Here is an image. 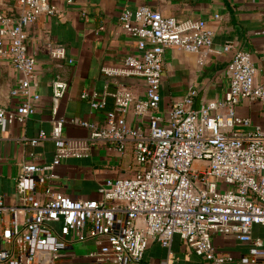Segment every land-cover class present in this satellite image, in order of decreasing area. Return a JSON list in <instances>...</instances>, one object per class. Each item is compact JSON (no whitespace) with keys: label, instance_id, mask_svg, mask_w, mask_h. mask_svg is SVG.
<instances>
[{"label":"built area","instance_id":"1","mask_svg":"<svg viewBox=\"0 0 264 264\" xmlns=\"http://www.w3.org/2000/svg\"><path fill=\"white\" fill-rule=\"evenodd\" d=\"M16 7V17L0 12V60L9 61L19 73L8 93L15 106H0V135L8 125L25 122L40 103L27 29L41 15L59 11L49 0H16ZM118 21L136 38L138 54L127 55L120 67L104 73L142 78L144 95L137 97L126 88L109 91L107 86L102 92L82 91L80 97L92 110L104 112L99 127L78 117L66 121L59 116L68 83L52 81L49 134L40 131L20 141L36 146L49 138L54 155L43 165L21 164L14 178V205H6L0 196V264H71L68 248L89 240L96 247L85 254L88 264H141L151 241L170 254L174 236L209 264L235 263L215 248V234L232 235L250 245L252 255H264V241L251 232L255 224L264 226V129L234 113L243 100L264 106V86L255 83L249 53L237 50L227 64L223 98L194 108L196 92L191 88L162 111L159 88L165 49L207 55L213 52V32L203 19L185 25L146 4L122 10ZM259 33L264 35V29ZM47 46L51 59L67 58L62 45L48 40ZM230 48L226 44L223 50ZM107 96L113 99L112 109H106ZM129 113L132 122L127 120ZM67 122L85 128L87 140H67ZM88 142L103 143L118 153L130 144L134 173L101 181L96 199L54 192L56 167L69 157H87Z\"/></svg>","mask_w":264,"mask_h":264},{"label":"crops","instance_id":"2","mask_svg":"<svg viewBox=\"0 0 264 264\" xmlns=\"http://www.w3.org/2000/svg\"><path fill=\"white\" fill-rule=\"evenodd\" d=\"M57 6L58 14L41 15L27 29L28 50L36 58L35 84L41 96L34 114L25 122H14L0 135V196L6 205L16 203L15 182L24 162L43 165L54 155L51 139L30 146L20 141L22 137H35L40 131L47 135L51 130V83L59 78L68 83V89L59 102L58 115L66 121L81 118L97 126L104 123V112L92 110L82 91L102 92L116 88L131 90L137 97L145 91L144 80L125 75H106L104 69L121 66L127 55L138 54L136 38L120 27L118 16L122 10H134L148 5L163 15L173 16L185 25L199 19L213 32V52L191 53L167 48L163 56L160 81V109L164 111L171 102L184 96L189 89L195 90L193 107L198 108L209 100L223 98L227 89L225 69L237 50L247 51L255 65V83L264 86V0H49ZM0 12L17 16L16 0H0ZM85 13V16H83ZM65 48L66 59L53 60L49 56L47 41ZM226 44L231 48L223 50ZM67 59H72L68 63ZM203 59L202 64L199 60ZM19 73L7 60H0V106L13 109L15 100L8 97ZM106 109L113 108V99L107 96ZM234 113L249 119L251 125L264 129V106L243 100L234 107ZM127 120L132 122L131 113ZM88 131L67 122L63 136L69 141L87 140ZM88 156L63 159L56 167L57 178L53 191L79 199H96L99 183L107 178L128 177L134 173L135 162L132 146L123 153L99 142H88ZM254 237L264 241V226L253 225ZM215 248L230 255L235 263L243 257L246 264H264V255H252L250 245L232 235L212 236ZM93 241L77 243L68 248L71 264H88L85 254L95 249ZM170 254L156 241H151L141 264H209L184 247L178 236L170 245Z\"/></svg>","mask_w":264,"mask_h":264}]
</instances>
